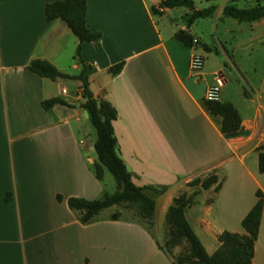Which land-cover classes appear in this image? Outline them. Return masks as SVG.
I'll return each mask as SVG.
<instances>
[{
    "label": "crops",
    "instance_id": "0c3cea01",
    "mask_svg": "<svg viewBox=\"0 0 264 264\" xmlns=\"http://www.w3.org/2000/svg\"><path fill=\"white\" fill-rule=\"evenodd\" d=\"M59 1L0 4V264H172L139 224L99 214L83 225L68 208L69 198L92 201L105 194L93 173L96 139L87 138L81 121L88 120L79 106L81 82L30 73L27 66L36 59L69 76L89 67L93 98L116 111L117 154L133 184L167 189L156 200L159 217L187 183L216 176L217 184L198 189L185 213L211 256L220 234L243 233L241 221L256 192L264 199L256 152L264 145V19L234 20L235 27L227 28L226 1L208 2L206 7H216L207 18L216 54L175 40L178 30H187L209 44L196 23L186 28L185 8L178 23L175 9L153 13L162 0H86V26L100 38L81 44L77 59V38L63 22L45 19V6ZM221 32L232 36L223 39ZM202 51L213 56V68ZM193 56L202 59L198 73L189 67ZM119 63L121 72L109 74ZM216 75L222 78L219 102L231 104L240 118L242 135L235 138L227 139L221 118L205 108V92L217 86ZM52 98L66 105L43 109L42 102ZM252 263L264 264V201Z\"/></svg>",
    "mask_w": 264,
    "mask_h": 264
},
{
    "label": "trees",
    "instance_id": "16d2710c",
    "mask_svg": "<svg viewBox=\"0 0 264 264\" xmlns=\"http://www.w3.org/2000/svg\"><path fill=\"white\" fill-rule=\"evenodd\" d=\"M216 2L220 0H206ZM185 8L188 13L185 15L186 28L188 29L197 20L212 17L216 7L198 9L193 0H162L158 8H153L155 15H160L164 10ZM46 21L59 20L63 22L71 33L77 38L78 46L75 58L78 59L80 46L83 43L95 42L100 38V33L90 31L86 26V0H62L49 3L44 8ZM222 16L231 18L239 23H251L264 19V6L257 4L253 7L238 8L227 4L222 9ZM177 42L192 46L195 39L187 30H178L174 34ZM123 63H119L108 69L111 75L121 72ZM83 66L78 76H69L60 73L54 66L44 60H33L27 66V70L40 77L51 81L58 79L78 80L81 82L80 109L87 113V118L96 132L94 150L97 162L93 165V173L97 180L101 181L104 170H107L113 177L117 191L113 194H104L101 199L88 201L82 198H69L67 206L78 214L81 224L90 223L101 211L118 205H129L136 213L146 220L152 218L154 201L144 191L150 188H157L161 191L166 187L139 188L131 182V174L127 171L123 161L117 154V141L114 136L112 123L116 119V111L110 103L104 100L93 98L88 89L87 70ZM55 105H66L60 98H52L42 102V108L47 110ZM207 112L213 117L221 118L220 131L227 138H235L242 135L240 130V118L236 109L229 103H208L205 102ZM256 152L258 154V170L264 173V145H260ZM217 184V178L209 175L205 178H196L189 183V189H196L191 196L181 195L174 199L173 204L166 212V223L169 227L168 236L160 249L171 255V250L181 241L185 240L187 249L183 255L173 257L172 264H253L254 246L260 226L263 209V195L256 192V202L250 211L241 221L243 233L224 232L217 237L219 248L211 256L207 255L198 238L185 218V211L196 202L199 194L198 189L207 190ZM219 185L216 187L218 190ZM8 196V195H7ZM60 201V197H57ZM4 201H7L6 197ZM118 214L111 215V220H117Z\"/></svg>",
    "mask_w": 264,
    "mask_h": 264
},
{
    "label": "rangeland",
    "instance_id": "374dc122",
    "mask_svg": "<svg viewBox=\"0 0 264 264\" xmlns=\"http://www.w3.org/2000/svg\"><path fill=\"white\" fill-rule=\"evenodd\" d=\"M225 1H226V5L231 4V5H234L235 7H238V8H248V7H253L257 4H260V2H259L260 0H225ZM193 2L195 4V6L199 7L200 9L206 8V6L208 4V2L206 0H193ZM181 11H184V9L183 8H177L172 13H174L176 15V18H177L179 13H181ZM182 16H183V14H182ZM182 16L177 18L178 23L182 22L181 21ZM226 19H227L226 20L227 23L225 24V27L234 28L236 25V24H234V20L230 19V18H226ZM195 23L197 24V27L199 30L204 31V33L206 32L205 33L206 34V40H207V43H209V44L202 45L201 42H198L197 40H195L193 45L194 46H197V45L203 46L202 48H204V50H206L208 52H213L216 54L220 53V50H219L218 45L216 43L217 42L216 37H215L214 33L211 32V26H210L211 21L208 19H200V20H197ZM231 36H232V34L223 35V33L221 32V38H223V39L230 38ZM208 52L202 51L200 53L202 54V56L204 58L205 57L209 58L208 62L207 61L206 62L208 64V67L211 69V68H213V66H215V64L213 62V58H212L213 56H207ZM243 60L245 61L244 58H243ZM224 70H225L226 74H228V72L231 71V68H229L227 65H225ZM81 121H82V123H84V125H86L85 133L87 135V138L94 142L96 139V132H95L93 126L91 125L89 120L81 119ZM131 182L133 183L132 179H131ZM101 183H102L101 185L103 187V190L105 191V194L111 195L117 191L116 183H115L113 177L111 176V174L107 170H104V177L101 180ZM166 192H167V189L164 191H161L157 188H150V189H147L144 191V193L151 200L154 201L152 218L150 220L142 219L136 213V210H134V208H132L129 205H125V204L107 208V209L100 212V216L101 217H107L110 214L117 213L119 217H123L124 219H127L131 222L137 223L141 227H143L148 233H150L153 236V238H155L157 240V242L162 247L164 242L167 239L168 230H169V227L166 223V212L167 211L164 213L163 216L159 217L157 214V211H156V200L161 198L162 196H164L166 194ZM195 192H196V189H189L187 186H185V188H183V190L174 199L178 198L181 195H187V196L190 195L191 196ZM174 199H173V201H174ZM173 201H172V204H173ZM185 213H186V211H185ZM186 249H187V244H186L185 240H181L176 245V247H174L171 250L170 256L172 258L173 257L175 258L177 256L183 255L185 253Z\"/></svg>",
    "mask_w": 264,
    "mask_h": 264
},
{
    "label": "built area",
    "instance_id": "2783aa9c",
    "mask_svg": "<svg viewBox=\"0 0 264 264\" xmlns=\"http://www.w3.org/2000/svg\"><path fill=\"white\" fill-rule=\"evenodd\" d=\"M190 70L193 73H198L202 68V59L199 56H193L189 62ZM215 81L217 86L211 87L206 90L204 100L208 103H217L219 102V86L222 83V78L219 75L215 76Z\"/></svg>",
    "mask_w": 264,
    "mask_h": 264
},
{
    "label": "water",
    "instance_id": "95a60500",
    "mask_svg": "<svg viewBox=\"0 0 264 264\" xmlns=\"http://www.w3.org/2000/svg\"><path fill=\"white\" fill-rule=\"evenodd\" d=\"M77 107H78V105H77ZM83 113H84V116L87 118V113L85 111H83Z\"/></svg>",
    "mask_w": 264,
    "mask_h": 264
},
{
    "label": "snow or ice",
    "instance_id": "6c2138e0",
    "mask_svg": "<svg viewBox=\"0 0 264 264\" xmlns=\"http://www.w3.org/2000/svg\"><path fill=\"white\" fill-rule=\"evenodd\" d=\"M3 3V0H0V4H2Z\"/></svg>",
    "mask_w": 264,
    "mask_h": 264
}]
</instances>
